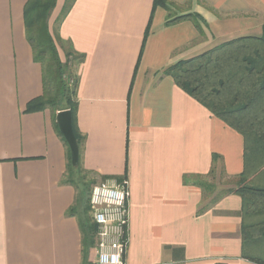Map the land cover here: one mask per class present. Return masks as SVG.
I'll list each match as a JSON object with an SVG mask.
<instances>
[{"label":"crops","instance_id":"obj_1","mask_svg":"<svg viewBox=\"0 0 264 264\" xmlns=\"http://www.w3.org/2000/svg\"><path fill=\"white\" fill-rule=\"evenodd\" d=\"M28 1L0 0V264H83L79 223L90 197L66 182L70 151L60 111H28L44 94V68L27 36ZM48 21L60 58L71 49L82 56L81 169L96 184H129L124 264H256L243 257L250 247L241 196L226 195L199 214L208 201L194 179L209 174L215 155L219 170L239 178L245 139L168 70L226 42L262 36L264 0H168L166 7L57 0ZM259 177L249 180L259 185Z\"/></svg>","mask_w":264,"mask_h":264},{"label":"trees","instance_id":"obj_2","mask_svg":"<svg viewBox=\"0 0 264 264\" xmlns=\"http://www.w3.org/2000/svg\"><path fill=\"white\" fill-rule=\"evenodd\" d=\"M56 1L29 0L25 7L28 41L33 48L35 61L44 68V94L29 104L28 111L47 107L54 113L70 110L73 130L81 149L83 140L75 128V119L77 67L82 56L71 49L65 53V62L60 58L57 42L61 40L58 35L54 37L48 27ZM167 3L168 0H155V7H166ZM69 9L67 5L62 18ZM168 73L179 87L215 117L243 135L245 171L239 178H229L223 168L219 170V157L216 155L215 165L209 174L194 178L195 185L203 191L204 200L208 201L207 205L199 209V214L226 195L241 196L242 234L250 247V254L243 257L253 263L264 264V181H258L260 184L257 185L249 180L254 174H258L260 179L264 178V27L260 37H243L226 42L199 57L179 62ZM69 160L66 182L76 187L81 185L87 197L92 188L90 191L85 190L83 180H76L82 170L80 163L74 167L70 156ZM218 183H233L235 187L219 190ZM91 184L94 186L96 182ZM82 211L84 215L80 216L79 224L83 236V264H96L89 261L90 252L95 249L97 234V227L90 216V201ZM70 212L73 215L76 209L72 208Z\"/></svg>","mask_w":264,"mask_h":264},{"label":"built area","instance_id":"obj_3","mask_svg":"<svg viewBox=\"0 0 264 264\" xmlns=\"http://www.w3.org/2000/svg\"><path fill=\"white\" fill-rule=\"evenodd\" d=\"M128 181L95 184L90 193V210L96 234L97 264H124L128 245Z\"/></svg>","mask_w":264,"mask_h":264},{"label":"water","instance_id":"obj_4","mask_svg":"<svg viewBox=\"0 0 264 264\" xmlns=\"http://www.w3.org/2000/svg\"><path fill=\"white\" fill-rule=\"evenodd\" d=\"M56 121L59 131L69 147L71 163L74 167H77L80 163V146L73 130L71 111H60L57 114Z\"/></svg>","mask_w":264,"mask_h":264},{"label":"rangeland","instance_id":"obj_5","mask_svg":"<svg viewBox=\"0 0 264 264\" xmlns=\"http://www.w3.org/2000/svg\"><path fill=\"white\" fill-rule=\"evenodd\" d=\"M68 5V4H67ZM66 5V6H67ZM65 6V7H66ZM48 27H49V21H48ZM53 36H54V34H52ZM55 37V36H54ZM61 60H63V62H65L66 61V57H65V55L64 54H62V59ZM68 75H70V74H68ZM83 178H85V179H83ZM76 180H78V181H80V180H83V183H85L86 184V188H85V190L86 189H88L89 191H90V189L93 187V184H91V182H92V179H91V177H90V175L86 172V171H84V170H81V172L76 176ZM227 187H235V185L232 183V184H230V185H224L223 183H218V189L219 190H223V189H226ZM87 192V191H86ZM89 195H87V196H89L90 197V192L88 193ZM95 251H96V247H95V249H94ZM96 254H97V251H96ZM97 257V256H96ZM94 263H96L97 264V260L95 259V261H93Z\"/></svg>","mask_w":264,"mask_h":264}]
</instances>
